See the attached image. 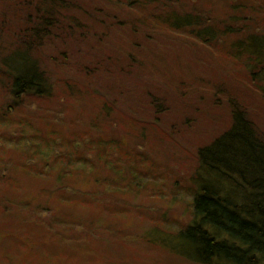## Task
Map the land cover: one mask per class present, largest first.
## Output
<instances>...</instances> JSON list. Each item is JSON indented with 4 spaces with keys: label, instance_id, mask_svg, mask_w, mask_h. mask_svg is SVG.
Wrapping results in <instances>:
<instances>
[{
    "label": "rangeland",
    "instance_id": "374dc122",
    "mask_svg": "<svg viewBox=\"0 0 264 264\" xmlns=\"http://www.w3.org/2000/svg\"><path fill=\"white\" fill-rule=\"evenodd\" d=\"M96 1L98 5L104 2L103 6L120 15L127 32L131 26L127 25V19L136 12H147L142 6L131 8L128 3L124 6L111 0ZM189 1L190 7L215 9L217 16L227 5L243 1L257 5L264 12V0ZM6 3L16 6V0H6ZM176 3L181 9L185 4L184 0ZM0 9L7 10L0 12V22L4 14L5 18L12 19L18 13L15 9L9 11L1 6ZM260 21L264 26V13L260 14ZM259 33L264 34V29ZM0 37L7 38V35L0 32ZM167 43H173L185 52L183 55L190 56L181 57L180 65L175 61L178 67L188 64L187 75L178 83L158 61L148 66L147 81L166 93L167 100L173 104L174 114H167L162 121L151 119L144 93L139 88L132 90L133 96L129 98L117 97L109 91L111 81L106 74L90 78L88 71L81 73V58L89 55L88 46L81 48V44L71 42L76 54L70 59V66H59L62 61L57 59L63 57L58 53L50 60L51 69L56 71L50 75L51 97L33 100L28 97L13 118L0 122V264H195L170 254L161 244L153 246L156 242L151 239L159 241L160 238L150 235L153 232L162 238L165 234H175L192 221L195 194L192 178L197 168L198 147L210 142L229 120L224 100L225 106H219L208 95L195 105L189 92L207 85L212 77L219 83L226 82L232 87L231 96L246 108L254 124L264 132V78L253 85L248 82L246 68L231 67L229 64L233 62L226 56L221 60L213 57L215 52L208 56L198 44L195 46L186 40L174 39ZM162 44L157 42L159 52ZM98 52L95 50L92 56L96 60L102 55ZM189 66L196 67L191 70ZM131 79L143 80L140 75ZM180 85L185 94L173 93ZM157 87L155 90L159 91ZM101 100L113 108L109 117H104ZM116 100L118 103L114 105L112 102ZM16 105L11 96L0 92L2 110ZM181 107L187 109L185 119L193 116L198 119L183 125L184 121L178 117L183 114ZM198 109H202L201 115L196 114ZM1 115L4 118L0 110ZM131 121L134 126L128 128ZM51 131H55L52 136L56 137L52 143L48 139ZM78 135L83 139L81 147L72 148L70 142ZM116 140L128 152V160L124 169L113 166L107 169L100 163L98 150L101 144ZM114 146L115 163L123 164L116 159L120 157V148ZM35 147L40 148L41 155L36 156ZM71 150L76 161L72 167L63 161ZM80 157L82 162L75 159ZM87 158L90 163L85 161ZM63 167H69L74 173L69 175V170ZM36 176L42 180H35ZM63 186H66L64 194L60 193ZM47 204L51 207L75 204L77 208L70 210L72 216L59 209L54 217L45 209ZM46 229L54 234L46 235Z\"/></svg>",
    "mask_w": 264,
    "mask_h": 264
},
{
    "label": "trees",
    "instance_id": "16d2710c",
    "mask_svg": "<svg viewBox=\"0 0 264 264\" xmlns=\"http://www.w3.org/2000/svg\"><path fill=\"white\" fill-rule=\"evenodd\" d=\"M111 1L124 6L128 3L131 8L142 6L147 12H136L128 18L127 25L130 23L131 26L127 32L123 28L125 20L103 6L104 2L101 1L98 5L96 0H16L14 8L8 6L6 0L5 3L0 1L1 8L18 11L12 19L5 18L4 14L0 22V32L7 35V38L0 37V92H6L17 103L5 110L0 108L4 115V118L0 116V122L13 118L28 97H32V100L51 97L53 86L50 75L56 71L51 69L50 60L58 53L63 57L57 59L58 62L62 61L59 66H70V59L76 54L73 46H70L71 42L81 44V48L88 46L89 55L81 58V73L83 70L88 71L90 78L106 74L112 83L109 82V91H113L117 97L129 98L133 96L131 91L139 88L144 93L147 111L154 121H162L164 116L174 112L172 101L167 100L166 93L163 94L160 88L147 81L150 74L148 66L158 61L159 65L166 66L168 75L177 83L182 76L187 75L188 64L178 67L175 61L178 60L180 65L179 59L183 56L188 58L190 54L183 55L185 52L168 41L178 39L195 46L198 44L204 54L209 56L215 52L213 57L221 60L226 56L233 62L229 64L231 67L246 68L248 82L253 85L263 80L264 34L259 31L264 29L260 21V14L264 12L257 5L244 1L227 5L217 16L215 9L209 11L210 8L190 7L189 0H184L182 9L176 3L177 0ZM170 33L177 34L176 38ZM157 42L163 43L160 52ZM167 47L170 49L164 50ZM214 48H217L216 51H213ZM95 50L102 54L97 60L92 57ZM193 67L196 66H189L191 70ZM135 75H140L143 80L131 79ZM209 79L207 85L197 87L188 96L193 97L192 104L195 105L202 103V99L208 95L219 106H225V101L229 120L224 129L210 138V142L201 143V146H205L198 147L197 168L192 178L195 192L192 221L175 234H165L162 238L150 233L160 238L159 241L151 239V242H156L153 246L161 244V248L170 254L195 264H264V132L254 124L246 108L231 96V86L226 82H217L214 77ZM145 85L150 88H144ZM181 86L173 90V93L185 94ZM219 95L223 98H218ZM135 97L133 101H136ZM105 102L101 100L100 103H103L104 117H109L113 108ZM112 103L117 105L118 100ZM186 110L181 107L183 114L178 115L184 121L183 125L198 119L194 116L185 119ZM201 112L202 109L196 110L197 115H201ZM47 123L52 125L50 121ZM130 123L128 128L134 126L133 121ZM53 133L55 131H51L48 137L51 143L56 139ZM81 140V135L72 138L71 147H81ZM114 144V147L120 148V157L116 159L123 164L115 163ZM39 149L34 148L36 156L41 155ZM100 151V163L107 169L111 166L124 169L128 152L118 140L107 145L101 144ZM73 154L71 150L63 157L65 165L76 166ZM75 159L82 162L81 157ZM85 161L90 163L88 158ZM57 162L61 163L60 159ZM63 169H68L69 175L74 173L69 167ZM38 178L41 179L36 176L35 180ZM67 180L71 184L69 177ZM65 188L63 186L60 193ZM55 200L58 202L59 198ZM71 201L75 204L78 202L73 199ZM47 202L52 203L50 200ZM75 204L70 207H51V204H47L45 209L53 216L63 209V212L71 215L70 210L77 208ZM93 210L96 211L97 207ZM45 234L54 233L47 230Z\"/></svg>",
    "mask_w": 264,
    "mask_h": 264
}]
</instances>
